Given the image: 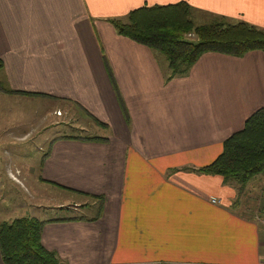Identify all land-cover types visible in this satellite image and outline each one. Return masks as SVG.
I'll use <instances>...</instances> for the list:
<instances>
[{
    "label": "crops",
    "instance_id": "crops-1",
    "mask_svg": "<svg viewBox=\"0 0 264 264\" xmlns=\"http://www.w3.org/2000/svg\"><path fill=\"white\" fill-rule=\"evenodd\" d=\"M176 1L0 0L2 78L13 90L67 102L109 130L106 141L45 135L50 145L39 146L38 167L29 165L27 174L11 159L5 164V176L25 195L20 212L0 223L47 220L41 243L67 264H261L264 258V174L238 187L190 170L211 162L222 140L264 106V53L206 52L187 75L165 82L164 57L105 21ZM181 1L264 28V0ZM56 109L66 108L51 112ZM46 113L40 127L5 126L3 132L25 142L48 126ZM49 186L92 200L70 199L74 211L82 205L97 211L45 216L50 201L63 205ZM0 210L11 212L6 205ZM54 218L64 220L48 221Z\"/></svg>",
    "mask_w": 264,
    "mask_h": 264
},
{
    "label": "trees",
    "instance_id": "trees-1",
    "mask_svg": "<svg viewBox=\"0 0 264 264\" xmlns=\"http://www.w3.org/2000/svg\"><path fill=\"white\" fill-rule=\"evenodd\" d=\"M193 11V6L187 1L145 4L128 11L124 16L108 17L105 21L111 24L118 35L145 45L164 57L167 63L165 82L187 75L206 52H218L233 57H241L252 50L264 53V28L241 20L231 21L223 16H216L215 21L210 23L197 24ZM103 59L115 97L126 123H129V114L113 73L106 58ZM0 90L12 94H31L13 90L6 80L0 81ZM94 122L104 126L95 119ZM63 137L85 141L107 140L106 137L97 135ZM48 154L49 148L44 153L41 164ZM190 170L219 175L223 183L233 182L238 187H242L254 174L264 172V106L249 114L240 129L222 140L220 153L211 162L200 167H191ZM57 220L64 219H48ZM45 222L47 220L29 216L1 222L0 255L3 263L67 264L54 251L42 245L41 232Z\"/></svg>",
    "mask_w": 264,
    "mask_h": 264
},
{
    "label": "rangeland",
    "instance_id": "rangeland-1",
    "mask_svg": "<svg viewBox=\"0 0 264 264\" xmlns=\"http://www.w3.org/2000/svg\"><path fill=\"white\" fill-rule=\"evenodd\" d=\"M193 8L195 23L203 24L210 23L213 20L215 21L216 15L197 7ZM1 80L4 79L0 71V81ZM30 95L31 94L12 95V93H6L0 90V207L6 205L11 211L7 213L0 210V218H7L8 215L14 212H20L19 210H21V208L20 206L18 207V203L21 202V198H24L25 195L24 192H20L19 187H16V185L5 176V164L10 159L23 169L24 174H27L28 168L30 167L29 165L36 168L38 167V162L42 154V151L39 150V146H41L43 150L49 146V143H46L43 139L45 135H47L48 140L56 135L80 137L109 135L108 128L95 124L93 117L73 107V105L67 102H62V104L59 103V101L56 102V100L40 99ZM60 107L66 109L65 111L56 109L55 114L57 116L59 114L62 115V117H57L51 110ZM45 112H49V120L47 119L46 122L48 126L46 128H44L45 125L42 126L36 136L30 137V139L25 142L22 140L23 138L10 139L6 137L3 132L5 126L11 128L19 125L21 126L19 129H23L27 125L33 126L34 128L40 127ZM2 115L8 118H3L1 117ZM59 119H62L63 122L59 123ZM55 121L57 122L55 123ZM14 172L16 175L18 174L15 169ZM261 174H264V172H261ZM14 177L17 180V177ZM30 179L31 177H29V180ZM18 185L23 189L20 183ZM48 193L50 196L59 195V203L61 202L63 205L59 206V208H54L51 204L52 201H50L51 203L49 202L47 209L42 208L45 216L93 215L97 211L96 206L92 210H89L83 205L78 207V211L73 210L70 199L79 200L80 204H83L84 202L91 203L92 200L89 198L76 197L70 194V192L60 189L58 192V190L50 186L48 187Z\"/></svg>",
    "mask_w": 264,
    "mask_h": 264
},
{
    "label": "built area",
    "instance_id": "built-area-1",
    "mask_svg": "<svg viewBox=\"0 0 264 264\" xmlns=\"http://www.w3.org/2000/svg\"><path fill=\"white\" fill-rule=\"evenodd\" d=\"M212 201L215 202V199H213ZM261 264H264V258L261 260Z\"/></svg>",
    "mask_w": 264,
    "mask_h": 264
}]
</instances>
